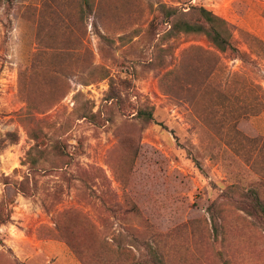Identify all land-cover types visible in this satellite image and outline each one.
Listing matches in <instances>:
<instances>
[{
  "label": "rangeland",
  "instance_id": "374dc122",
  "mask_svg": "<svg viewBox=\"0 0 264 264\" xmlns=\"http://www.w3.org/2000/svg\"><path fill=\"white\" fill-rule=\"evenodd\" d=\"M257 200L264 0H0V264H264Z\"/></svg>",
  "mask_w": 264,
  "mask_h": 264
},
{
  "label": "trees",
  "instance_id": "16d2710c",
  "mask_svg": "<svg viewBox=\"0 0 264 264\" xmlns=\"http://www.w3.org/2000/svg\"><path fill=\"white\" fill-rule=\"evenodd\" d=\"M90 12L92 7L89 6ZM176 13V11H174ZM196 12L199 16V21L191 23L188 20L184 19V13H181V16L176 18V21L172 23L171 33L183 32L187 34H203L207 36L210 41L221 51H235L237 49L231 43V35L227 23L214 15L212 12L208 11L205 8H197ZM175 16V15H172ZM175 19V17L173 18ZM172 19V20H173ZM242 59L244 58L243 55ZM96 69V68H95ZM98 69V68H97ZM84 118H87L84 116ZM36 137V135H34ZM25 185V184H24ZM257 208L264 215V204L257 200ZM151 264H164L163 256L161 253L155 249L151 248Z\"/></svg>",
  "mask_w": 264,
  "mask_h": 264
}]
</instances>
